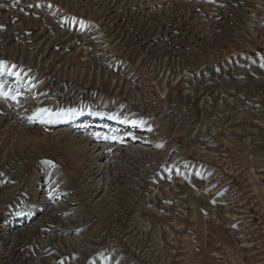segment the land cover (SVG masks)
I'll return each instance as SVG.
<instances>
[{
  "label": "rangeland",
  "instance_id": "obj_1",
  "mask_svg": "<svg viewBox=\"0 0 264 264\" xmlns=\"http://www.w3.org/2000/svg\"><path fill=\"white\" fill-rule=\"evenodd\" d=\"M0 84V264H264V0H0Z\"/></svg>",
  "mask_w": 264,
  "mask_h": 264
},
{
  "label": "snow or ice",
  "instance_id": "obj_2",
  "mask_svg": "<svg viewBox=\"0 0 264 264\" xmlns=\"http://www.w3.org/2000/svg\"><path fill=\"white\" fill-rule=\"evenodd\" d=\"M83 23V22H81ZM10 75H16L17 78H19V73H11L9 72ZM4 85L0 84V89H3ZM31 87H34V85H32ZM16 94L13 95L11 98L13 100L17 99V96L21 95L20 89L19 87L15 90ZM0 95H4L7 96L8 93H5L3 91H0ZM59 115V114H56ZM52 116V113L50 112L49 109H45V108H41V109H37V111L33 114V117H30V120H36L38 119L40 123H50L51 119L50 117ZM115 118V117H113ZM123 124H131L133 127L137 126V121L132 120L129 121L127 118H125L124 120L120 121ZM143 122L141 121L140 124H142ZM149 131H151V129H149ZM113 132H115V130H113ZM94 135L99 139V138H103L104 140H116L117 136L115 134L113 135H107V134H101V133H94ZM134 138V137H133ZM177 175H179V172H177Z\"/></svg>",
  "mask_w": 264,
  "mask_h": 264
}]
</instances>
